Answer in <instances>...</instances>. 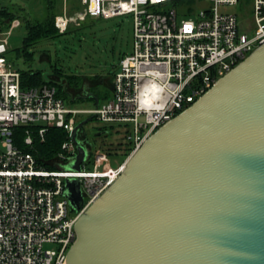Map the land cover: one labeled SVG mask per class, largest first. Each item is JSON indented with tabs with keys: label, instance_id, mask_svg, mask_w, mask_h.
<instances>
[{
	"label": "built area",
	"instance_id": "obj_1",
	"mask_svg": "<svg viewBox=\"0 0 264 264\" xmlns=\"http://www.w3.org/2000/svg\"><path fill=\"white\" fill-rule=\"evenodd\" d=\"M61 1L65 9L53 21L58 31L87 16H130L131 46L118 61L110 96L94 107H78L53 83L20 86L19 68L7 53L8 34L20 20L0 27V264H66L76 219L118 176L127 157L264 42V0H74L70 13ZM82 113L123 123L129 154L112 163L106 150L82 142L84 159L79 169L71 168V133ZM18 125L25 126L26 146L33 133L42 139L50 127L62 128L65 138L53 157L39 161L14 143ZM67 178L79 182V208L64 195Z\"/></svg>",
	"mask_w": 264,
	"mask_h": 264
},
{
	"label": "water",
	"instance_id": "obj_2",
	"mask_svg": "<svg viewBox=\"0 0 264 264\" xmlns=\"http://www.w3.org/2000/svg\"><path fill=\"white\" fill-rule=\"evenodd\" d=\"M64 195L80 207L76 178ZM74 229L66 264H264V42L147 136Z\"/></svg>",
	"mask_w": 264,
	"mask_h": 264
},
{
	"label": "trees",
	"instance_id": "obj_3",
	"mask_svg": "<svg viewBox=\"0 0 264 264\" xmlns=\"http://www.w3.org/2000/svg\"><path fill=\"white\" fill-rule=\"evenodd\" d=\"M32 1L33 0L0 1V27L5 28L11 19L18 18L20 20L19 26H23L27 30V34L25 37H23L21 45L16 47L14 52L15 60L21 62L23 66L18 65L14 59H11L19 68L20 86L22 88H26L30 85H37L42 82H50L56 85L57 92L62 96L65 95L68 100H83L84 98H87L92 100L93 104L95 105L107 99L111 93V80L115 71L117 70L118 61L128 50H125L120 46L118 50H116V44H112L110 48L104 47L103 51L107 53L108 57L105 58V56L101 55L102 49L99 50L101 56L99 59H97V64L98 66L104 64L106 69L102 73L98 72V68L94 67V69L90 70L89 72L86 70L88 74L85 75L79 71H76L75 73L66 71V69L60 65L58 61H52L49 54L44 50L37 51L31 49V47H33L40 40H48L50 38H59L58 40L61 43L62 48L67 49L69 48L68 46L70 39L62 38L76 30L90 26L92 24V19L98 20L104 18L87 16L81 20V22L78 24L79 26L74 27L72 23H69L64 31L58 32L53 22L54 15L56 14V0H37L42 3L39 15H34L31 12L30 3ZM57 1H60L61 3V0ZM114 50L117 51V54L113 53ZM42 52L46 53V58L41 57ZM96 76H107L109 77L110 83V85L107 84L103 86L109 91V93L107 94L106 92L101 100L97 98L93 89H83V94L91 92L97 99V102L92 96L84 97L82 94L73 96L71 90L67 87V85L70 87H75L78 81L82 80L83 77L89 78ZM81 119L82 117H80L78 121ZM100 128L104 131L103 135L108 133L106 126H101ZM24 131V125H18L14 128V143L16 146L21 147L24 150L31 151L39 161H45V159L53 157L59 149L60 143L65 138V131L62 128L50 127L44 133L42 139L33 133L32 144L30 146H26L23 141ZM98 147L106 150L112 157V161L113 159H124L132 149V146L125 141L123 143H117L116 145L108 144L106 147L101 145ZM47 167H51V165L49 164Z\"/></svg>",
	"mask_w": 264,
	"mask_h": 264
},
{
	"label": "rangeland",
	"instance_id": "obj_4",
	"mask_svg": "<svg viewBox=\"0 0 264 264\" xmlns=\"http://www.w3.org/2000/svg\"><path fill=\"white\" fill-rule=\"evenodd\" d=\"M1 2H5V0H0ZM74 0H65V6L67 7V11L72 12L70 8L73 5ZM40 1L33 0L30 3L31 12L34 15H39L41 11ZM55 12L54 17L59 14L63 9V3L61 1L58 2L56 0L55 3ZM178 17H181L179 14ZM92 24L88 27H84L82 29L76 30L68 35H66L62 39H70L69 48L63 49L61 43L59 42V38H50L48 40H40L37 42L31 49L33 50H44L46 51L52 61H58L60 65H62L66 71L70 73H75L79 71L83 74H88L86 70L89 72L90 70L98 68V72H102L106 69L105 65L102 64L98 66L97 59L100 58L101 55L108 57L107 53L104 50V47L110 48L112 44H116L117 49L119 46L125 50H129L131 46V31H132V21L130 16H117L106 19H92ZM94 21V22H93ZM79 22H71L74 27L79 26ZM58 31V30H57ZM60 32V31H58ZM27 34V30L23 26H18L14 28L7 37L8 40V56L10 59H14L15 48L21 45L23 37ZM59 48V49H56ZM102 49V50H101ZM99 50H101V55ZM114 54H117V51L114 50ZM109 54V53H108ZM41 57L46 58V53L42 52ZM18 65L23 66L21 62L15 60ZM112 82V80H111ZM109 83V77L107 76H96V77H83L82 80L78 81L75 87H67L71 90L72 95L76 96L79 94H83V89L89 90L93 89L98 99H102L104 94L109 91L103 87ZM110 96V95H109ZM65 101L72 105L78 107H86L91 108L94 107L92 100L84 98L83 100H68L65 95H63ZM87 113H82V118H85ZM115 123L109 122H101L94 117L84 126L85 135L87 136L85 140V144L92 149L101 146H108V144L116 145L117 143H123L126 127ZM97 126H106L107 134L101 136H93V132L95 131V127ZM80 136L81 133H80ZM78 137V136H77ZM81 140V137H78ZM83 142V140H81ZM116 160L113 159L112 163H115ZM85 166L87 168H91L89 162H85Z\"/></svg>",
	"mask_w": 264,
	"mask_h": 264
},
{
	"label": "flooded vegetation",
	"instance_id": "obj_5",
	"mask_svg": "<svg viewBox=\"0 0 264 264\" xmlns=\"http://www.w3.org/2000/svg\"><path fill=\"white\" fill-rule=\"evenodd\" d=\"M90 121V120H89ZM88 121V122H89ZM86 122L78 131H77V136L81 137V140H83V142H85L87 136L85 135V131H84V126L88 123ZM101 126H97L95 127V131L93 132V136H98V135H103L104 131L100 128ZM80 133L82 136H80Z\"/></svg>",
	"mask_w": 264,
	"mask_h": 264
}]
</instances>
